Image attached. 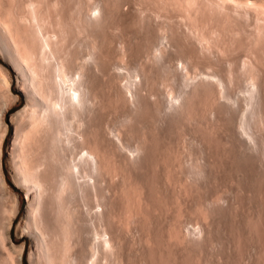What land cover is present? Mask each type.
<instances>
[{
    "label": "rangeland",
    "instance_id": "1",
    "mask_svg": "<svg viewBox=\"0 0 264 264\" xmlns=\"http://www.w3.org/2000/svg\"><path fill=\"white\" fill-rule=\"evenodd\" d=\"M16 1L17 7L23 3L22 0ZM73 1L62 0L63 5L56 2L65 8L61 19L68 24H73L68 21L74 17L71 11L82 10V14L76 11L77 16L81 14L79 21L83 26L78 27L82 29L77 27L74 40L68 34L74 42L70 49L74 46L72 50H77L74 60L79 64H75L83 62L81 65L88 66L83 67V75L87 74L83 78L85 86L90 82L87 86L93 93L86 94L85 101L89 102H84L78 109L83 116L80 121L85 120L82 125L86 126L81 129L86 128L83 130L88 136L85 144L90 142L88 148L94 146L102 163L98 161L96 173L86 170V174L83 172L78 178L83 188L75 203L77 217L72 232L76 231L77 235L72 233L70 248H73L69 252L70 260L74 261L72 264H91L95 258L99 259L96 264H104L106 260V264H264V47L260 48V45L264 46V42L260 43L264 39L259 42L254 34L253 38L249 35L255 29L253 16L247 15L243 19L240 16L241 20L237 17L236 21L233 19L235 22L228 23L230 26L226 24L228 20L225 23V18L219 15L216 18L221 16L224 21L220 22L225 23L224 27L218 24L219 27L224 31L226 25L228 30L230 28L227 33L220 34V28L215 33L211 26L215 24V16L212 15L211 19L214 24L210 19L209 24L208 19H204L208 17V9L202 8L201 12L207 15L202 14L203 20L200 21L207 23L197 25V28L201 26V30L205 25L202 31H209L206 34L216 38L208 39V45L204 39L199 45L196 40L199 29L195 25L200 23L201 15L199 10L186 7L184 2L183 9V0H176V4L175 0H103L104 4L101 0V6L98 5L100 0H79L82 4L75 0L77 8ZM102 7L108 10L103 13L99 10ZM186 8L190 10L187 12ZM99 12L103 13L102 16L107 15L101 18ZM88 15L89 18L85 17ZM96 15L99 17L97 21H89ZM197 16L199 19L195 22ZM193 30L197 32L192 33ZM228 34H231L230 38ZM121 35L125 37H122L123 50L116 41ZM245 61L247 65L252 64L251 68L253 62L258 63L252 68L254 73L261 71V74L255 73L260 77L261 90L257 77L255 84L259 91L254 92L263 102H259L263 106L258 107L260 110L253 108L255 104L247 90L252 86L248 79L244 81L246 76L241 74L242 67L241 71L237 69L241 64L247 67ZM182 63L186 65L184 68ZM0 64L4 67V75L0 73V91L7 88L10 91L8 94L5 90L6 98L3 92L0 93V108L6 102L8 105L3 115L6 133L2 142L1 166L8 185L19 199L11 234L16 245L23 244V263L28 264L29 255L34 251L33 240L28 234L17 231L24 218L23 196L27 194L13 180L9 155L15 132L12 119L25 106L26 98L18 89L17 74L1 51ZM228 65L238 70L230 80L232 84L227 81L228 85H221L216 81L217 77L203 76L216 72L212 68H220L219 72L224 74L223 70L231 68ZM257 67L260 69L255 70ZM231 70L233 73V68ZM238 74L242 75L243 81ZM3 76L9 77H6L10 79L9 87ZM90 94L93 100L88 98ZM9 95L13 96L10 101ZM77 141L81 150L76 148L75 154L80 158L84 156L86 146L80 145V139ZM105 231L112 238L109 250L103 248L102 237H107Z\"/></svg>",
    "mask_w": 264,
    "mask_h": 264
},
{
    "label": "bare ground",
    "instance_id": "2",
    "mask_svg": "<svg viewBox=\"0 0 264 264\" xmlns=\"http://www.w3.org/2000/svg\"><path fill=\"white\" fill-rule=\"evenodd\" d=\"M56 1L60 2V4L63 5L61 3L62 0L61 1L54 0L53 2H51V0H49V1L48 0H22V2H23L22 5L19 4V7H17V3H16L17 1L16 0H0V51L4 54V58L6 59V62L8 63V65L17 74L18 79H19L18 89L22 93H24L25 98H26L25 106L21 110L17 111V113L14 114V116L12 115L13 116L12 121L15 124V130H14L15 132H14L13 143H12V146L10 147L9 155L11 157V160H10L11 163L10 164H11L13 178H14L13 180H15L18 187H20L24 190V194H27L26 197L23 196V199L25 201L24 218H23V220H21V222H19V224L17 226V231L20 234L21 233L28 234L33 240L34 251H33V253L31 251V254L29 255V263L28 264H72V262H74L73 260L72 261L70 260L69 252H72L70 249L73 248V246H72V248H70L72 245V233H74V230L72 232V227L74 229L75 226H73V225L75 224L74 223L75 218L77 217L76 216L77 213H76V209H75L76 208L75 203L78 199L76 200V197H77V194L79 193V191L82 190L81 189L82 186L79 183L78 178H79V175L83 172H85L84 174H86L87 171H89V172L91 171V174L92 173L94 174V172L96 171L95 169H98V167L96 168V166H98L100 164V163L98 164V161H100L99 158H101L98 155L99 153L96 152L94 146L92 148H88L90 146V142H88L89 145L87 144L88 147L85 144V143H87L85 141V139L88 137L85 134L86 131L85 132L83 131L86 129L85 128L86 126L82 125V124H85L84 123L85 120H83V122L80 121L81 117H83V116L81 113H79L82 111H79L78 109L80 107L82 108L81 105L84 102H86L85 101L87 99V98H85L87 96L86 94L87 93L89 94L90 92L92 93V91L89 90V88H88V86L90 85V82H89V85L87 84L88 86L87 85L85 86L86 80H84V78H83V76L85 75V74L83 75V72L85 71V70H83V67L85 69L86 66L81 65L83 62H81L80 65H76V64H79L77 62L78 60H76V59H75L76 61L74 60V55L76 56L77 50L76 51H74L75 49L72 50L74 48V46H73V48L70 49V46L72 45V42L74 40L73 35L76 34L75 31L77 30L78 25L81 24V22L79 20H80L81 14H82V10L78 11V9H75V8H77L78 4L81 3L80 2L81 0L80 1L76 0V2L79 1V2H77L78 3L77 6L75 3V0L74 1L71 0L75 4L74 7L76 6L75 8H71V9H73V10L75 9L77 12L81 11L80 12L81 14L79 13V15H78L79 16V18L77 19L78 21H75L76 18L78 17L77 16L78 13L76 11H73V13H72V11H71L72 15L71 14L70 15L74 16L75 18L71 17L68 19V21L70 20L71 22H73V24L69 23L70 25L68 24V22L66 20L61 19L63 17V15L65 14V13L64 14L62 13L65 8L61 5H57L59 3H57ZM98 1L94 2L95 5ZM102 1L100 0L98 2L99 4L98 3L97 4L101 6ZM183 2L186 5V7L188 6L190 8L193 6L197 11L199 10L198 14L201 15L202 18L200 17V19H199V17L197 16L195 18L196 20L194 19L195 22L197 21V19H199V21L203 20V16L204 15L206 16L207 13L204 14L201 11L204 10L205 8H207L208 13H209L208 17H209V15H211V17H209V18L204 17V19H206V21L208 19V22L210 24L211 23L210 20L213 19V17L215 16L214 20L216 19V21H215L216 25L213 23L214 21L211 20L212 24L215 25V27H214V25H211L214 28L215 33H218V31H219L218 29L220 28L219 25H221V26H223V24L225 25L227 20L228 21L226 24L230 23L231 20H232V22H235L237 17L241 20L240 16L243 19V17L247 18V15H248V17L252 15L253 17H251V19L253 18L254 25H255V29H254L255 31L252 30V32H254V33L251 32L250 34L249 33L248 34L251 35L252 38L255 35L256 41H259V42H260V40L264 39V0H183L181 3L183 4ZM103 4H104V1H103ZM106 4H107V2L105 3V8H107ZM175 4H176V0H175ZM83 5H84V2H83ZM95 5H94V7L97 6V5L96 6ZM185 5H184L183 9H185ZM195 5L199 8L197 9V7ZM87 6H88V4H87ZM92 6H90V7H92ZM94 7H93V9H95ZM193 7L191 9H194ZM61 8H62V10H60ZM202 8H204V9H202ZM188 9H187V12H188ZM207 9L205 10V12H207ZM43 10H45V13ZM99 10H103L101 12L104 13V11H107L108 9H104L102 7V8H99ZM211 10H212V13H211ZM42 11H43V13H42ZM53 12H54V14H52L53 15L52 16L51 13H53ZM74 12H76L75 13L76 15H73ZM101 12H99L100 17L102 16L101 14H103ZM137 12H138V10H137ZM194 12H192V13H194ZM216 13H218L217 14L218 16H216ZM41 14L42 15L46 14V15L42 16ZM202 14H203V16H202ZM89 15L85 16V17L89 18ZM97 15L95 18L93 16L91 20L89 19V21H92V22H93V20L97 21L99 19V17ZM106 15L107 14L103 15L104 18ZM194 15H196V14H194ZM212 15H213V17H212ZM219 15H221L223 17V19L225 18V23H223V24L221 23L222 22L221 20H223V19H221V16L218 19L216 18V17H219ZM223 15H225V16H223ZM233 16H234V18H233ZM72 18H74V19H72ZM193 18H194V16H193ZM233 19H235V21ZM187 20H189V19H187ZM194 20H193V22H194ZM74 21L77 22L76 23L77 26H76V24L74 25ZM206 21H203V23H201L202 21H200V23L195 25L196 26L195 28H197V25H200V24L203 25L204 23L206 24L207 23ZM217 21L218 22L221 21L220 22L221 24L218 23ZM78 22H79V24H78ZM90 24H88V25H90ZM93 24L95 25V22ZM93 24H92V26H93ZM228 25H230V24H228ZM228 25H226L227 28L225 27V29H227V30H228ZM65 26H67V28L68 27H71V28H68V30H67V28ZM82 26L83 25L81 24V27ZM211 26H210V29L212 28ZM81 27H78V28L82 29ZM162 27H163V25H162ZM200 27L201 26H199V28ZM223 27L220 28L222 30V32H220V34L221 33L224 34V32L227 31V30L224 31ZM199 28H197V29H199ZM204 28H206L205 25L201 28V30L200 29L198 30L199 31L198 33H196L197 32L196 30H193V32H192V33H194V31H196L195 32L196 33V40L198 41L199 45L202 44L201 43L202 40L205 39L206 43H207L208 39L213 40V38L215 37V35H213L214 36L213 37L212 35L206 34V33H209V31L204 33V31H202V30H204ZM213 28L211 30H213ZM69 29H71L73 32L71 30H70L71 32H69ZM73 29H75V30H73ZM80 29H78V30L80 31ZM211 30H210V32H211ZM216 30H217V32H216ZM243 30H244V28H243ZM228 31H230V28ZM68 33L70 34V36H73V40L71 39V37L69 36ZM156 34H157V32H156ZM211 34H212V32H211ZM191 35H193V34H191ZM230 35L228 36L229 38L231 37ZM123 36L124 35H121V37H120L121 40L120 39L116 40L117 45H118V47H120V49H121V47H123V44H124L123 39H122ZM210 36H212V38H210ZM216 36H217V34H216ZM116 37H119V36H116ZM116 37L113 39H116ZM194 37H195V35H194ZM107 38H109V37H107ZM123 38H125V37H123ZM156 39H158V38H156ZM189 39H191V38L189 37ZM114 41H112L113 42L112 44L116 43V42L114 43ZM150 41H152V39ZM150 41H149V43H150ZM254 41L255 40L253 39V42ZM263 42L264 41L262 40L260 43L262 44ZM204 43L205 42L203 41V45H204ZM213 43L215 44V40ZM73 44H74V42H73ZM256 44L259 45L258 42ZM256 44H255V46H256ZM148 45L150 46L152 44H148ZM207 45H208V43H207ZM262 45H260V48L264 47ZM94 47H96V46H94ZM124 47H126V46H124ZM223 48H224V46H223ZM70 50H72V51H70ZM121 50H123V49H121ZM73 51L75 52L74 54H73ZM119 52H121V51H119ZM182 52H184V51H182ZM89 53H90V51H89ZM94 53H97V52H94ZM263 53H264V50H263ZM145 54H146V52H145ZM147 54H148V52H147ZM152 54L154 55V52ZM119 55H120V53H119ZM148 55H150V54H148ZM77 57L79 58L78 55H77ZM153 58H155V57H153ZM169 59H171V58H169ZM182 60L183 59H181V62H182ZM196 61H197V59H196ZM246 61L244 64H246ZM247 63H249V60ZM253 63H254L253 65L255 67L258 64L256 62H253ZM84 64H86V63H84ZM227 64H228V62H227ZM86 65H88V64H86ZM182 65H183V63H182ZM248 65L250 67H248ZM248 65L246 67V66H242V64H241L240 68L238 66L237 69L241 71V67H242V70L244 71V73H243V71H241V74L242 75L245 74V76H246V78H243L244 81H245V79H248L247 81H248V83H250V87L251 86L254 87V88L251 87V88L247 89L248 87H246L244 85V82H243V86H245L246 89L248 90L249 97L251 99H253V101H254V103L252 102L253 104H255V107H253V108L260 110V108L263 107L264 104H263V106H260L259 105V102H261L259 100L260 98L259 99L256 98L257 96L255 93H257V92H255V91H259L258 90L259 87L256 88L257 86L255 84L256 83L255 78L258 77L256 75L258 73H260L261 71H258V73L255 72V73H257L255 75V73L252 69L254 66L251 68L252 64L251 65L248 64ZM184 66H186V65H183L182 68H184ZM231 66H233V65H231ZM231 66H229V67H231ZM2 67L3 66H1V64H0V73L2 75H4V71H3L4 67L3 68ZM234 67H231V68H233V73H232L231 68H227L225 71L223 70L224 74L219 72L220 68H218V70L212 68V70H214L216 72L212 71V73H208V74H206L204 72L205 74L203 76L207 75L206 77L211 76V78L213 76H214V78L217 77L216 81H218L219 84H221V85L227 84L228 85V83L232 79V77L236 76L234 74H237L236 72L234 73V71L238 72V70H235L236 67L235 68ZM89 69H90V65H89ZM223 69H225V67ZM254 69L259 70L260 68L257 67ZM208 72H209V70H208ZM5 74H7V73H5ZM241 74H238V78L240 77ZM242 75L240 77L241 81H243ZM6 77L3 76L6 86L9 87V80L10 79L8 80L7 78H9V77H7V78ZM258 78H259L258 82L260 85V77H258ZM0 79H2V78H0ZM235 80H236V78H235ZM227 81H228V83H227ZM231 82L232 81H230V83ZM236 83H239V82H236ZM239 85H240V83H239ZM262 85H264V84H262ZM262 85H260V90H261ZM247 86H249V84ZM223 87H225V86H223ZM7 89H4V92H6L5 90H7ZM240 90H241V88H240ZM244 91H246V90L244 89ZM2 92L3 91H0V93H2ZM4 92H3L4 96L3 95L2 96L6 98L10 91L7 90V93H8V94L6 93L7 96H5ZM92 94H90V96L88 95L89 96L88 98L91 100H93ZM263 94H264V90H263ZM91 95H92V97H91ZM227 96H226V98H227ZM229 96H230V94H229ZM12 97L13 96L9 95V101ZM230 97H229V99H230ZM243 97H244V95H243ZM245 98H246V96H245ZM261 99H262V97H261ZM145 100H147V99H145ZM175 101H176V99H175ZM87 102H89V101H87ZM87 102L85 104H87ZM227 103H229V102L227 101ZM261 103H263V102H261ZM248 104H249V102H248ZM2 105H4V106L2 107ZM2 105L0 108V264H24L23 263V244L22 245H20V244L16 245L14 243V240H13V237L11 234V226L14 222V218H15L17 211H18V208H19V199H18L16 193H14L13 190L8 185V183L5 179L4 173H3L2 166H1L2 142L4 139L5 133H6V123L3 121V119H4L3 115H4V112L8 108L7 102H6V104H2ZM259 106H260V108H258ZM258 113H259V111H258ZM80 114H81V116H80ZM257 116H259V114H257ZM79 124L82 126L79 127ZM83 126H85L84 127L85 129L83 128V130H82L81 127H83ZM120 127H122V126H120ZM79 128L83 132H81L79 130ZM255 128L257 129L256 125H255ZM255 136H257V135H255ZM77 139L78 140L80 139V141H82L81 143L79 142L80 145L82 144V146L85 145L87 147L86 148L84 146L85 149L83 147L84 156H81V157L79 156L80 158H77V156L75 154L76 148L80 149L77 146V144H78V141L76 142ZM256 143H257V140H256ZM76 153H77V151H76ZM79 154H80V152H79ZM105 161H107L106 158H105ZM105 161H104V163H105ZM100 162L102 163V161H100ZM86 165L87 166L89 165V168L86 167ZM103 168H105V167L103 166ZM82 185H83V183H82ZM85 189H86V187H85ZM80 202H81V200H80ZM131 213H132V211H131ZM75 230H77V229H75ZM74 234H76V231ZM105 234L107 235V237H102L103 241L102 240L101 241L103 242L104 250H109L112 246V244H111L112 238L109 236V233H107V231H105ZM92 235H94V234H92ZM73 237H75V236L73 235ZM77 238H78V236H77ZM77 241L79 242V239ZM79 244L81 246V243H79ZM90 247H92V246H90ZM87 248L89 249V247H87ZM79 249H81V248H79ZM90 251H93V250L91 249ZM108 252H110V251H108ZM80 254L81 255L83 254L81 252V250H80ZM85 258H87V257H85ZM106 258H105V260H106ZM88 259H86V260H88ZM95 259H92V260L90 259L91 262L89 260H88V262H90L91 264H96V261H98L99 259L98 260L97 259L95 260ZM75 260L77 261V259H75ZM79 260L81 261L80 257H79ZM80 263H77V264H80ZM106 263H107V260L104 264H106ZM84 264H85V262H84Z\"/></svg>",
    "mask_w": 264,
    "mask_h": 264
},
{
    "label": "trees",
    "instance_id": "3",
    "mask_svg": "<svg viewBox=\"0 0 264 264\" xmlns=\"http://www.w3.org/2000/svg\"><path fill=\"white\" fill-rule=\"evenodd\" d=\"M14 188V190H16L17 191V189L15 188V187H13ZM24 200V199H23ZM23 202V201H22Z\"/></svg>",
    "mask_w": 264,
    "mask_h": 264
}]
</instances>
